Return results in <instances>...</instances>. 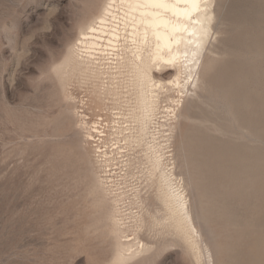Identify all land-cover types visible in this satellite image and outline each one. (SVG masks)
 Wrapping results in <instances>:
<instances>
[{"label":"rangeland","instance_id":"1","mask_svg":"<svg viewBox=\"0 0 264 264\" xmlns=\"http://www.w3.org/2000/svg\"><path fill=\"white\" fill-rule=\"evenodd\" d=\"M82 1L0 0V264H264V0H211L181 106L167 86L145 139L184 194L182 231L146 146L110 152L135 91L113 95L67 62ZM133 230L147 249L125 259Z\"/></svg>","mask_w":264,"mask_h":264},{"label":"bare ground","instance_id":"2","mask_svg":"<svg viewBox=\"0 0 264 264\" xmlns=\"http://www.w3.org/2000/svg\"><path fill=\"white\" fill-rule=\"evenodd\" d=\"M82 4L79 16L87 17V20L78 29L67 62L79 74L89 73L100 79L103 90L113 95L135 91L134 101L130 102L132 105L128 99L122 98L131 107L128 111L132 115L123 117L122 121L119 116L113 125L123 134L125 146L115 145L109 150L127 147L132 141L145 145L152 169L160 171L163 180L161 201L168 207L180 231L190 229L184 194L176 187L168 190L172 188L171 179L162 173V157L156 146L148 145L145 139L153 135L151 124L167 86L177 89L179 97L173 101L181 106L186 78L190 79L197 71L208 38L211 0H162V3L161 0H106L101 7L96 0H83ZM169 70L174 71L171 79L162 80L156 76ZM182 73H185L183 80ZM166 108L174 112V108ZM99 126L100 120L92 129L100 140L104 133ZM87 138L94 139L91 133ZM107 153L103 152L106 163L111 159ZM168 174L173 176V173ZM122 248L127 252L122 254L125 259L139 257L147 249L134 230L131 235L123 236Z\"/></svg>","mask_w":264,"mask_h":264},{"label":"snow or ice","instance_id":"3","mask_svg":"<svg viewBox=\"0 0 264 264\" xmlns=\"http://www.w3.org/2000/svg\"><path fill=\"white\" fill-rule=\"evenodd\" d=\"M161 3H162V0H161Z\"/></svg>","mask_w":264,"mask_h":264}]
</instances>
